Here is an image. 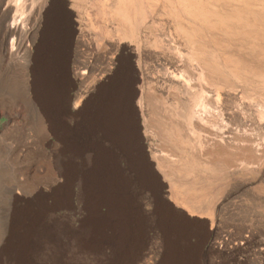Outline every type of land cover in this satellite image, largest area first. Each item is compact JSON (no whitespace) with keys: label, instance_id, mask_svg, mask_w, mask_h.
<instances>
[{"label":"rangeland","instance_id":"rangeland-1","mask_svg":"<svg viewBox=\"0 0 264 264\" xmlns=\"http://www.w3.org/2000/svg\"><path fill=\"white\" fill-rule=\"evenodd\" d=\"M195 1L22 0L28 32L20 37L6 31L18 0H0V252L20 198L57 196L70 202H58L56 222L67 215L87 245L108 250L114 264L123 258L117 225L113 239L98 226L90 234L93 205L81 203L82 188L67 177L86 149H100L103 161L114 149L103 138L100 148L88 146L83 116L116 59L117 70L137 71L141 140L154 172L140 205L156 213L142 246L119 264H179L166 249L171 224L190 233L181 245L186 264H264V40L256 55L252 41L228 38L220 26L208 31L194 12L208 2L222 12L231 0ZM24 43L32 49L28 64L8 55L12 46L24 53ZM199 122L225 137L199 131ZM65 150L80 155L69 164L59 158ZM106 186L99 210L117 224L116 188Z\"/></svg>","mask_w":264,"mask_h":264},{"label":"bare ground","instance_id":"bare-ground-1","mask_svg":"<svg viewBox=\"0 0 264 264\" xmlns=\"http://www.w3.org/2000/svg\"><path fill=\"white\" fill-rule=\"evenodd\" d=\"M189 1L191 4L196 5L195 0ZM129 4L130 3L124 1L121 8L123 10L127 7L129 8ZM261 4L262 0H231L223 3V11L218 12L216 9L210 8V2H208L205 7L200 8L199 10L194 12L193 17H198L200 23L203 24L208 31L214 30L215 26H220L221 28H223L225 35L228 38L237 36L241 37L244 42L246 41L251 43L252 41V51L256 55H259L261 53L259 48L260 42L264 40V7L260 6ZM231 5H236V7L231 9ZM21 7H23V2L22 0H18L16 11L17 13L16 15L14 14L15 17L13 19V22L10 26H6L7 35H20V37H22L28 32L22 24L24 12H22ZM200 16L202 17L200 18ZM164 38L169 42L173 41V38L171 36ZM13 47L14 46H12L10 51L8 52L10 59L15 62H22L26 59L24 62L25 64H28L27 57H31L32 55L31 47L25 44V52L22 54L15 53ZM238 63L240 65H244V62L241 58L238 59ZM165 76L168 78L169 81H171V79L174 80L173 74H170L169 71L166 72ZM190 82L188 83L189 85H187L185 88V94L189 95L193 94V92L196 90L194 85L190 86ZM209 94L212 95L211 93ZM95 101L97 102V98L94 100V102ZM197 127L199 131L206 132L207 134L212 133L209 128L202 122H199L197 124ZM222 132L220 135H217V132H214L212 134L216 137L224 138L225 136ZM90 134L91 133H89V135ZM206 137V142L210 143L211 139H209L208 135H206ZM88 139L89 141L87 144L90 147L92 145L99 146L101 144L100 141L102 142V140L100 139V135H97V137L92 136L91 139ZM96 149L97 151L88 149L84 152L83 164L85 163V168L86 170H88V180L87 184L80 185V187L82 188L81 203L89 201L93 205V208L95 210L93 212L91 211L93 216L90 215L91 217L88 223L90 234H92V228L94 226H98L102 231V233L99 232V234L105 235L108 238L113 239V227L114 225H117L115 223V217H111V215L113 214L110 213H102L99 210V206H101L100 203L102 202L101 200L103 198L101 192L102 189L107 187L106 185H109L108 187H111L113 189H115L116 186L114 185L115 182L113 183V180H110L109 178L108 179L112 181L110 183L100 181V178H98V163L102 161L99 159L100 150H98L97 147ZM110 151L112 157H115V153H113V150ZM105 153L108 154L107 152ZM61 157L64 161H69L70 164V159L73 162L74 159L79 156H76L75 153L70 150H65L59 154V158ZM57 162L59 163V161ZM82 167L83 165L82 163H80L78 165V168ZM86 185L87 187H85ZM83 187H85L86 189L84 190ZM86 193L89 194V196H86ZM58 202H61L64 205H68L70 201L67 203V200L61 199V197L57 196H49L48 198L39 196L30 200H25L22 198L18 200V203L14 208V212L13 214H11L10 229L8 232V236L5 239L6 245L0 252V264H114V259L112 255L108 253V250L103 249L96 244L87 245L85 243V240H82L77 236L78 234L72 235V233L70 232V229L72 230V228H69V221L67 219V215L63 218L61 217L62 219H60V222H56L57 220H59L55 219L56 210L60 207H58ZM110 230H112V233L108 232Z\"/></svg>","mask_w":264,"mask_h":264},{"label":"crops","instance_id":"crops-1","mask_svg":"<svg viewBox=\"0 0 264 264\" xmlns=\"http://www.w3.org/2000/svg\"><path fill=\"white\" fill-rule=\"evenodd\" d=\"M92 100L93 99H91L90 101L93 108L90 110L91 112L87 111V116H86L87 123H89L86 124L88 125L87 132L91 133L90 136L87 135L86 143H88L89 141L88 138L91 139L92 136H95L94 135L95 129L97 131V135H100L99 130H97L98 129L97 123H94L93 126L92 125L90 126V121H89L91 119L90 116L93 113L94 114L97 113V102L93 101L92 103ZM71 114L72 115H69V117L71 120H74L73 117L74 113L71 112ZM100 139L103 140L101 135H100ZM126 139L127 138L120 137L117 135L116 147L114 146L113 149V153H115V157H113L114 163L109 164L105 160L103 161L102 159H100L102 162H99V168H98V175H99L98 178H100V181L110 183L112 182L110 180H113V183L115 182L114 184L116 186L115 188L117 189V247H115V249H117V252H126L123 254L122 256L123 258H127L131 254V252H135L142 246L143 242L145 241L147 227L150 226L152 222H154L156 216V213L153 212L154 214L153 213L150 214L148 210L144 209L140 205L141 198L145 195L144 192H146V190L149 189H146L144 185L147 179L144 178L145 177L144 174H141L142 173L141 167L135 166L133 162V159L137 158L138 161H144L143 163H146L148 160L147 153L145 155L146 150L143 151V149H127L125 143ZM137 139L140 140L139 135H137ZM100 147L101 144L99 145V148ZM75 155L79 156L80 153L79 154L75 153ZM159 156L169 157V159H172L163 150L159 151ZM81 160L83 165L82 168H78V166L76 165L74 166L69 165L67 167L69 168L68 170L69 173L67 174V177L73 179L72 183L76 185L77 188L79 189H80V185L87 184V180H88L87 179L88 170H86L85 168V163L83 164L84 160L82 157ZM199 211L200 210H196L195 212L190 211L189 213L199 214L200 213ZM68 221H69L68 222L69 228H71L69 217H68ZM169 228L170 230L168 235L170 238L168 239L169 245L166 246V249L173 251L172 255L175 261L177 262L179 261L181 264H186L185 256L182 255L183 254L182 248L185 249V246L182 247L181 245L182 244L184 245L186 242H189L188 234L190 233L185 231L182 226H178L175 224L174 225L171 224ZM70 232L72 233V235L74 234L73 230L71 229ZM123 258H121V256L117 257V264H119V261H121Z\"/></svg>","mask_w":264,"mask_h":264},{"label":"flooded vegetation","instance_id":"flooded-vegetation-1","mask_svg":"<svg viewBox=\"0 0 264 264\" xmlns=\"http://www.w3.org/2000/svg\"><path fill=\"white\" fill-rule=\"evenodd\" d=\"M116 66L115 59L97 84L94 91L97 96V113L91 115L90 126L97 123L101 137L110 141L115 147L118 134L120 137L127 138L125 142L127 149H143L144 151L146 147L141 140L139 112L136 107L139 91L137 76L134 73L137 71L132 65L119 66L118 70ZM87 107L88 105L84 106L83 118L87 116V110L93 108V106ZM137 135L140 140L137 139ZM108 156L107 159L105 158L106 162L114 163L112 155ZM133 162L135 166L141 167V174L145 175V179H153L154 172L148 160L143 163L144 161L134 158Z\"/></svg>","mask_w":264,"mask_h":264}]
</instances>
